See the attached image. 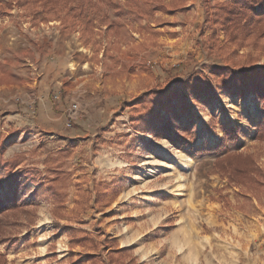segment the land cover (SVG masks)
<instances>
[{"label": "rangeland", "instance_id": "374dc122", "mask_svg": "<svg viewBox=\"0 0 264 264\" xmlns=\"http://www.w3.org/2000/svg\"><path fill=\"white\" fill-rule=\"evenodd\" d=\"M16 1L0 0V31L11 23L16 29L10 40L2 38V48L0 43L6 62L0 108L9 101L15 110L27 107L20 108L27 121L13 126L0 110L1 153L5 159L22 155L21 166L34 164L44 174L46 159L59 154L56 163L68 176L60 217L51 197L33 196L34 182L18 188L34 219L15 243L0 244L7 264H92L88 254L100 256L96 264H109L104 249H128L138 264H264V199L250 198L215 166L216 158L238 151L252 154L264 171V140L255 138L264 116L261 99L241 86L240 92L217 91L210 102L193 103L195 128L180 142L135 132L129 117L141 94L168 77L197 80L218 72L229 77L249 65L264 69V49L246 45L233 55L210 47L209 0H188L174 14L145 12L140 21L125 0H74L69 7L82 6L84 15L63 12L35 22ZM59 33L66 41L52 42L54 52L40 58L54 61L70 53V62H57L59 72L45 76L42 60L28 49L46 53L47 37ZM32 86L40 95L45 87L46 97L29 99ZM221 125L234 129L237 138L217 148ZM179 184L183 188L176 192ZM12 188L0 187V197ZM241 219L253 226L245 251L232 255L242 230L229 223ZM67 225L77 235H92L97 247L72 242ZM110 238L114 246L105 242Z\"/></svg>", "mask_w": 264, "mask_h": 264}, {"label": "trees", "instance_id": "16d2710c", "mask_svg": "<svg viewBox=\"0 0 264 264\" xmlns=\"http://www.w3.org/2000/svg\"><path fill=\"white\" fill-rule=\"evenodd\" d=\"M74 0H17L23 8L24 15L31 16L33 21H49L74 14L84 15L86 10L82 6L69 7ZM112 3L113 0H108ZM188 0H125L135 17L140 21L145 12L154 14L156 11L163 14H174L186 6ZM145 8L139 9L140 4ZM68 5V7H66ZM91 7V4L88 5ZM208 12L211 20V31L208 34L210 47H218L236 55L240 48L252 45L256 49H264V0H209ZM0 5V14L2 13ZM62 16L61 19H63ZM117 22L112 23L117 28ZM91 24L85 21L86 32L92 31ZM223 35V37H221ZM226 52V53H227ZM241 86L253 93L262 101L264 113V69L249 65L244 69L233 71L229 77L220 72L216 75L203 76L193 79L192 76L168 77L163 84H157L144 91L129 108V117L135 132L149 133L152 138H169L180 142L185 137H192L195 122L193 103H208L216 97L217 91L240 92ZM191 100V102H189ZM210 124L215 123L212 117ZM256 140H264V116L256 123ZM222 138L218 147L226 141L237 138L234 129L221 125ZM216 149V148H215ZM62 154L65 151H60ZM59 154L49 156L46 161L45 174L34 164L21 166L24 159L21 155H14L5 159L0 148V187L7 185L13 193L0 197V244H13L17 241L22 227H29L34 219V212L24 201H21L18 188L27 180L35 183L32 191L34 197L49 196L53 202V213L61 216L65 203V188L68 173L60 164L56 163ZM54 164V165H53ZM215 166L227 175L228 181L242 186L250 198L264 199V171L256 163L252 154L238 151L228 152L215 160ZM96 200L103 203L102 196L96 189ZM72 233L71 240L75 244L90 243L91 248L97 247L92 235L83 233L77 235V228L71 225L66 227ZM114 246L115 240L105 241ZM105 259L109 264H138L128 249H104ZM99 255L88 254L85 259L96 264ZM127 258V259H126ZM77 261L76 264H80ZM0 264H7L5 255L0 252Z\"/></svg>", "mask_w": 264, "mask_h": 264}, {"label": "crops", "instance_id": "0c3cea01", "mask_svg": "<svg viewBox=\"0 0 264 264\" xmlns=\"http://www.w3.org/2000/svg\"><path fill=\"white\" fill-rule=\"evenodd\" d=\"M16 34V29L15 26L11 24L6 25L1 31H0V43H1V48H2V38L5 39V37L7 36L8 39L10 40L12 34ZM64 36H66L65 34H56L54 36H48L47 39L50 41L49 47L47 52L45 53L44 51H41L40 48L38 47L37 49H33L32 47H30L28 50H30L31 52H29L30 56H34L36 57L35 60H42V63L45 65L46 67V72L44 73V75L46 76H52L54 75L56 72H59V65L58 63H61L63 65L68 64L70 61H68V57H70V53L66 54V57L62 54L56 56V59L54 61H50L49 59H41L40 56L41 55H49L50 53H53L54 51L53 46H51L52 42L53 44H56L57 41H66L64 40ZM61 37V38H60ZM46 38V37H45ZM44 39V38H43ZM40 39V40H43ZM39 39H34V41H40ZM69 41V40H67ZM22 50L26 51L27 48L26 47H21ZM6 62L4 61V59H0V70H2L3 67H5ZM57 74V73H56ZM23 83V82H22ZM42 85H38V88L41 87ZM37 88V90L40 92V90ZM30 89H32V92L30 93L29 99L30 98H39V97H46L47 91H45V87L42 88V94L40 95L38 91L35 92L36 87L32 86L30 87ZM19 96V95H17ZM15 96V98H13L14 100H16L18 97ZM21 101L24 99L23 97H20ZM40 99V98H39ZM2 107L0 108L1 111H4L5 113H7V116L9 118L10 121L14 122L13 126H17L20 127V125L26 123L27 118H25L24 116V112L21 111L20 108L26 109L25 107H21L18 110H15L17 108L16 104L14 103V101H9L7 104L5 105H1ZM39 108L44 109L46 108L45 105V101L43 100L42 105H39ZM3 112V113H4ZM23 133V132H22ZM240 223H238L237 221L229 223L232 228H234V226L236 225L237 227H241L242 230V238L240 241H236V243H239L240 245H234V247H231L229 250H231V254L235 255V254H241L243 253V251H245V245L247 243V241L245 240V238L249 235V233L247 232L253 225H251L250 223H248L245 219H241L239 220ZM229 226V225H228ZM230 227V226H229ZM144 259V257H143ZM207 264H211L210 262H208Z\"/></svg>", "mask_w": 264, "mask_h": 264}, {"label": "built area", "instance_id": "2783aa9c", "mask_svg": "<svg viewBox=\"0 0 264 264\" xmlns=\"http://www.w3.org/2000/svg\"><path fill=\"white\" fill-rule=\"evenodd\" d=\"M25 24L23 23V26H24ZM73 107H76V105H73ZM71 118H72V116L70 115V119L67 121V125L68 126H70L72 123H71Z\"/></svg>", "mask_w": 264, "mask_h": 264}, {"label": "bare ground", "instance_id": "6f19581e", "mask_svg": "<svg viewBox=\"0 0 264 264\" xmlns=\"http://www.w3.org/2000/svg\"><path fill=\"white\" fill-rule=\"evenodd\" d=\"M181 187H182V184H179V185L177 186V188H176V192H179V191H180V189H182V188H183V187H182V188H181ZM181 194H182V193H181Z\"/></svg>", "mask_w": 264, "mask_h": 264}]
</instances>
